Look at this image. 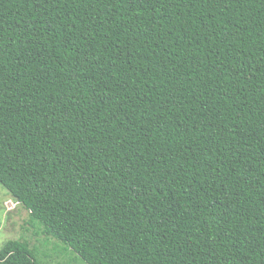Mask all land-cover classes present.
I'll return each mask as SVG.
<instances>
[{
	"label": "trees",
	"instance_id": "obj_1",
	"mask_svg": "<svg viewBox=\"0 0 264 264\" xmlns=\"http://www.w3.org/2000/svg\"><path fill=\"white\" fill-rule=\"evenodd\" d=\"M0 184L84 264H264V0H0Z\"/></svg>",
	"mask_w": 264,
	"mask_h": 264
},
{
	"label": "rangeland",
	"instance_id": "obj_2",
	"mask_svg": "<svg viewBox=\"0 0 264 264\" xmlns=\"http://www.w3.org/2000/svg\"><path fill=\"white\" fill-rule=\"evenodd\" d=\"M28 212L0 184V249L10 240L27 241L45 264H84L57 240L27 224Z\"/></svg>",
	"mask_w": 264,
	"mask_h": 264
}]
</instances>
